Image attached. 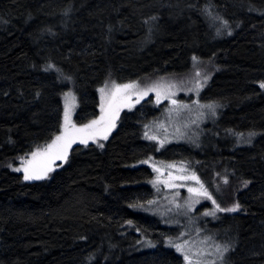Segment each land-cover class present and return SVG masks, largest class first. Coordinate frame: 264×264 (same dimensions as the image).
Wrapping results in <instances>:
<instances>
[{
  "label": "trees",
  "instance_id": "1",
  "mask_svg": "<svg viewBox=\"0 0 264 264\" xmlns=\"http://www.w3.org/2000/svg\"><path fill=\"white\" fill-rule=\"evenodd\" d=\"M193 55L216 67L200 99L221 105L205 148L172 145L158 155L143 136L142 125L159 113L147 100L121 114L103 149L74 145L47 179L25 182L12 170L62 122V93L72 85L45 72L49 63L75 80L74 120L86 123L109 78L183 77ZM260 81L264 0H0V264H182L167 246L177 230L145 203L155 173L139 161L148 156L193 162L222 206L238 201L241 210L204 224L206 233L231 245L227 264H264ZM137 204L145 206L130 207Z\"/></svg>",
  "mask_w": 264,
  "mask_h": 264
},
{
  "label": "snow or ice",
  "instance_id": "2",
  "mask_svg": "<svg viewBox=\"0 0 264 264\" xmlns=\"http://www.w3.org/2000/svg\"><path fill=\"white\" fill-rule=\"evenodd\" d=\"M206 14H211L208 9L204 10ZM151 19L155 20V17ZM219 20L225 30L229 29V21L219 16L214 17ZM147 23V21H146ZM221 34V29L217 28V35ZM227 35H232L230 30ZM193 67L195 69L192 76L185 79H169L161 77L150 84H141L138 80L128 82H117L110 78L106 80L101 87L97 89L99 93V115L88 120L86 123H77L73 116L77 107L75 80L70 75H64L63 71L55 65L49 63L45 72L55 71L58 73L57 79L61 83H70L72 89L63 92V111L62 122L59 130L55 132L44 146H36L35 150L20 158V167L12 168L15 172H23L24 181H42L49 177V174L55 171L58 161L68 162L70 151L73 145L80 144L87 147L93 143L96 147L103 149L113 130L117 127V122L121 118V113L127 109L132 111L137 104H140L150 94H154V102L158 107L164 101L168 102L164 121H153L152 124H145L144 138L155 142L159 151L165 144L173 140L191 139L195 143L193 136H189L193 126L199 127L201 123L209 116L215 117L217 109L221 107L216 102L201 103L199 96L211 79V73L202 71L199 67L203 61L196 55L192 56ZM259 89H264V81L258 82ZM183 92L186 95H195L197 99L186 103L177 99ZM169 122H172V130L169 131ZM256 135L255 132L248 133V139L245 141L251 143V138ZM238 140H243V133L237 134ZM198 138V137H197ZM140 164L147 165L155 173L153 179L149 181L158 194H163V199L169 201L174 206L177 214L180 210L184 214L196 211V205L203 201H209L212 208H205L201 215L219 219V213H236L241 210V204L237 201L230 206H222L217 197L197 174L185 162H164L155 161L152 156L139 161ZM12 167V165H8ZM219 175V173H217ZM223 183H229L228 177L222 178ZM250 181L244 180L243 187H247ZM180 189H186L188 197L181 204ZM217 191H220L217 185ZM148 208L159 203L158 199H150L145 202ZM144 204L130 205V207L144 208ZM168 211H172L169 208ZM197 218L189 216V223H194ZM132 225V221H127ZM179 224V221H176ZM195 237L185 228L180 231L176 238H167V246L173 248L182 258V264H227L226 255L232 250L231 245L227 243H218L210 234L205 233L203 225L194 229ZM147 246L155 247L152 241H146Z\"/></svg>",
  "mask_w": 264,
  "mask_h": 264
},
{
  "label": "rangeland",
  "instance_id": "3",
  "mask_svg": "<svg viewBox=\"0 0 264 264\" xmlns=\"http://www.w3.org/2000/svg\"><path fill=\"white\" fill-rule=\"evenodd\" d=\"M199 67H200V69L202 71H207V72L211 73V79H212V76L214 75L215 70H216V67H215V65L213 63H211V67H209V65L207 63L203 62L202 64L199 65ZM194 71H195V69L193 67L192 71L188 75L183 76V77H176L174 79H177V80L185 79L187 77L192 76L193 73H194ZM158 79H160V78H158ZM158 79H156V80H158ZM169 79H173V78H169ZM153 81H155V80H152V79L143 80V81H141V84L142 85L143 84H150ZM98 98H99V93H98ZM177 99L183 100L186 103H191V101L194 100V99H197V97H195V95H186L185 93L181 92L179 94V96L177 97ZM199 99H200V96H199ZM147 100L151 102V106L157 107L155 105V102H154V94H150L143 101H141V103L142 102H146ZM200 101H201V103H209V102L202 101L201 99H200ZM63 103H64V101H63ZM76 103H77V100H76ZM167 106H168V102L167 101H164L162 104H160L157 107L159 109V113L157 114V116L155 118H151L150 120H148L146 123H144L142 125L143 136H144V132H145V127H144L145 124H149L150 125V124H152L153 121H156V120L164 121L165 120V112H166V107ZM76 109H77V107H76ZM76 109H75V112H76ZM218 109H219V112H220V108H218ZM218 109H217V114H218ZM126 111H128V110L125 109L123 112H126ZM98 115H99V108H98ZM74 116H75V114H74ZM74 116H73V119H74ZM217 119H218L217 115L215 117L209 116V117H207L205 119V121L203 123H201L199 125L198 128H196L195 126H193L191 132L189 133V136H192L193 133L196 134L195 136H193V139H195V143H193L191 139H187V138L180 139V140H173L171 143L165 144V146L163 148H161L159 151H156V149L159 146L155 142H153V141H149V140H147V141L150 142V143H152V144H154L155 151H156V153H158V155H160L161 151H164L167 147L172 146V145H184V146L190 147L192 149L193 148L194 149L205 148L204 144H206L208 141L211 140L210 138H211V135H212V130H213V127L216 124ZM118 122H117V125H118ZM171 130H172V122H169V131H171ZM101 142H105V141H101ZM89 144H93V143L90 142ZM76 145H80V144H76ZM35 147L36 146H33L30 149H28V151L26 153H24L21 157H25L26 154H28L31 151L35 150ZM186 152H187V150L186 149H183L182 156L186 157L185 156L187 154ZM152 157L157 162L164 161V162H169V163L170 162L180 163L181 161H183L191 169L195 170L197 172V174L199 175V172L197 171V169L193 168L194 163L192 162V164H191L190 162H187L184 158H181V159H171L169 161H166V160H164L160 156H152ZM20 158L17 160L16 167H20ZM63 164H65V163L62 162V161H58L57 162V165H59V166H61ZM59 166H57L56 169L59 168ZM17 173H20L21 176H22V178H23V172H17ZM50 174H49V176H50ZM25 182H37V181H25ZM152 188H153V186H152ZM179 191H180V201L179 202L182 204L183 201L188 197V193H187L186 189H180ZM164 192H166V190H164ZM164 192H162L161 194H158L156 192V190L153 188V194H152L153 196L151 197V199H158L159 200V203L157 205H153L152 208L149 209V211L159 221H161L162 223H165L168 226H170L172 228H175L177 230V234L180 231L185 230V228H186L191 233L192 237H195V231H194V229L196 227H198L200 225H203L204 229L206 230L207 227H205L204 224L205 225H208V223H211V225H212V223H215L218 220V219H213L211 217H203L201 215V213L203 212V210H205L206 207L209 208V209L212 208V205H211V203L209 201H203L201 204L196 205V211L195 212L188 213L187 215H185L184 214V211L183 210H180V214H177V210L174 208V206H172L171 204H169V201L163 199ZM169 208H172V211L169 212L168 211ZM223 214H225V213H219L218 214L219 218L222 217ZM189 216L197 218L194 223H189ZM176 221H179V224H177ZM212 230L213 229H211L210 231H212ZM177 234H176V236H177ZM203 234H207L206 231ZM176 236L173 239H175ZM211 236L214 238L215 235H211ZM216 242L222 243V242H219V241H216Z\"/></svg>",
  "mask_w": 264,
  "mask_h": 264
}]
</instances>
